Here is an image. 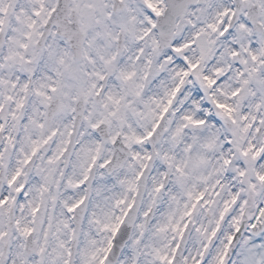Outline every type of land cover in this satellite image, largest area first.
I'll return each instance as SVG.
<instances>
[{
  "label": "clouds",
  "instance_id": "1",
  "mask_svg": "<svg viewBox=\"0 0 264 264\" xmlns=\"http://www.w3.org/2000/svg\"><path fill=\"white\" fill-rule=\"evenodd\" d=\"M153 3L0 0V264H264V0Z\"/></svg>",
  "mask_w": 264,
  "mask_h": 264
},
{
  "label": "snow or ice",
  "instance_id": "2",
  "mask_svg": "<svg viewBox=\"0 0 264 264\" xmlns=\"http://www.w3.org/2000/svg\"><path fill=\"white\" fill-rule=\"evenodd\" d=\"M144 4L146 5L145 7V12L151 16L153 13H155L156 15H159L160 14V10L159 8H157L156 4L153 3V0H144ZM227 13V9H225V14ZM210 27L212 28H215L216 26L215 25H210ZM225 32L228 31V28L225 27L224 29ZM223 34V33H222ZM174 51H180V48H176L174 49ZM253 60L256 59L255 55L252 56ZM190 67H195V65H189ZM185 75L187 74L186 72L184 73ZM207 79V78H206ZM211 83V81H209ZM219 107L221 108H226L227 106L226 105H219ZM185 119L191 121L193 124H200L202 123L201 121H195V120H192L191 117H185ZM151 135V133H149V136ZM142 138L140 137H137V140H140ZM33 151H35V149H33ZM245 155H247V151H245L244 153ZM258 153H254L253 155H257ZM262 159H264V157H262ZM228 161H225V163H227ZM244 173H240V175H243ZM257 179L260 180L261 182H264V175L262 174H257ZM163 187V185H160L157 187V191H159V189ZM203 196V193H200L198 195H196L195 197V200L196 201H199L201 199V197ZM237 201V197L236 196H233L232 197V202L235 203ZM79 203V201L77 202V204ZM76 205H72L70 206L69 208V211H71L73 208H75ZM193 207H195V204L193 205ZM228 207V202H225V208ZM33 211H35V209H33ZM191 211L192 209H189L187 213H185V215H190L191 214ZM264 217V207H260L259 210H258V214L254 217V219L256 221H261V218ZM220 218L221 220H223L225 218L224 216V212H221L220 213ZM233 220H234V228H235V231H237V233L239 232V228H240V218L239 217H233ZM219 221L217 222V228H219ZM249 226L251 228H256V224L255 223H252L250 221V224ZM24 233L26 235H29L31 234L32 232V229L31 228H24L23 229ZM216 231L217 229H213L209 239H211L212 236H215L216 235ZM233 240V237L231 235L228 236V241H232ZM112 247V242L110 241L109 242V248L108 249H105V252H107L109 249H111ZM178 245L176 248H173L171 250V254H169L168 252H164V253H161L158 249L154 250V257L155 259L159 262V264H175V253L178 249ZM229 249V244L226 243L224 245V251L219 253L217 256H216V259H215V264H225V256L227 254V251ZM211 259V253L210 251L208 250L207 248V245H205V249L204 251H202L200 253V258L199 259H194L193 260V264H208L209 260ZM65 264H67V261H65ZM101 264H103V261L101 262Z\"/></svg>",
  "mask_w": 264,
  "mask_h": 264
}]
</instances>
